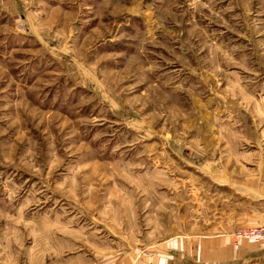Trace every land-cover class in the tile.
I'll list each match as a JSON object with an SVG mask.
<instances>
[{"label":"rangeland","instance_id":"374dc122","mask_svg":"<svg viewBox=\"0 0 264 264\" xmlns=\"http://www.w3.org/2000/svg\"><path fill=\"white\" fill-rule=\"evenodd\" d=\"M210 159L264 169V0H0V264L262 243Z\"/></svg>","mask_w":264,"mask_h":264},{"label":"crops","instance_id":"0c3cea01","mask_svg":"<svg viewBox=\"0 0 264 264\" xmlns=\"http://www.w3.org/2000/svg\"><path fill=\"white\" fill-rule=\"evenodd\" d=\"M221 43L227 44L226 41H221ZM221 43L213 40V48ZM217 55L213 51V58ZM215 77L221 78L217 72H215ZM224 95L226 94L223 92ZM257 99L261 100L259 97ZM217 100L219 101V97ZM258 110H260L259 107ZM209 164L200 169L212 182L235 188L241 196L248 197L255 202H264V169H258L257 174L248 172L245 180H237L218 173V169H221L218 160L210 159ZM261 221L264 222V216ZM247 241H242L237 246L228 233L213 235L184 233L165 239L154 249H142L140 252L133 249L128 253L119 254V257L106 260L104 258L96 264H264V243Z\"/></svg>","mask_w":264,"mask_h":264},{"label":"built area","instance_id":"2783aa9c","mask_svg":"<svg viewBox=\"0 0 264 264\" xmlns=\"http://www.w3.org/2000/svg\"><path fill=\"white\" fill-rule=\"evenodd\" d=\"M237 237L264 243V225L241 229L237 232Z\"/></svg>","mask_w":264,"mask_h":264}]
</instances>
